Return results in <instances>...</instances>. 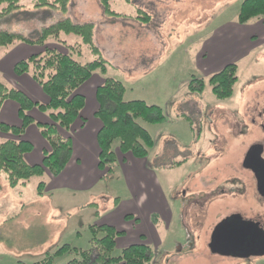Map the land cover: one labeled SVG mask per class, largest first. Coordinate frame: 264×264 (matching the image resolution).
<instances>
[{"label": "rangeland", "instance_id": "obj_1", "mask_svg": "<svg viewBox=\"0 0 264 264\" xmlns=\"http://www.w3.org/2000/svg\"><path fill=\"white\" fill-rule=\"evenodd\" d=\"M244 1L113 0L111 10L117 14L110 15L104 11L102 0H70L65 14L37 10L36 0H21L25 10L0 19V31L28 38H36L43 26L66 18L80 25L94 24L93 40L108 63V74L97 72L78 88L77 92L87 99L81 115L90 122L89 130L76 129L75 140L94 150L95 90L106 78L123 82L126 101H144L162 108L166 122L142 123L155 146L147 158L152 173L139 177L135 191L137 202L150 216L161 208L173 214L171 222L163 211L159 222L143 221L135 214L126 175L135 171L137 162H118L108 174L92 166L89 151L80 154L76 149L58 177L46 172L11 188L0 173V264H34L64 245L88 250L89 226L104 222L126 231L117 239L121 237L122 242H137L142 231L156 230L154 237L164 239L170 254L167 257L163 249L158 251L157 264L162 258V264H264V256L250 263L240 262L214 254L209 248L213 231L227 216L241 213L248 220L264 223V197L257 196L255 180L242 167L252 147L260 146L264 151V22L260 18L244 25L238 22ZM145 14L150 19L142 22ZM60 41L49 43L66 52L70 49L63 41L69 45L81 43L74 35H62ZM39 51L37 46L21 43L0 46V82L23 89L45 104L48 98L32 73L14 72L16 63ZM93 60L95 57L83 45L79 61ZM229 63L238 66V81L232 97L219 100L209 80ZM193 78L205 81L202 94L188 90ZM12 104L2 109L0 124L20 125ZM30 114L35 124L23 138L29 135L39 146L45 141L37 123L51 120L48 113L38 109ZM11 137L0 131V143ZM77 158L81 159L78 164ZM26 160L31 164L41 162L38 151L27 155ZM149 175H155L156 186ZM42 182L46 186L39 196ZM186 227L192 231L196 247L179 252V246L187 245ZM190 241L193 244L192 238ZM120 253L116 251L114 256ZM72 259L66 255L55 264Z\"/></svg>", "mask_w": 264, "mask_h": 264}, {"label": "trees", "instance_id": "obj_2", "mask_svg": "<svg viewBox=\"0 0 264 264\" xmlns=\"http://www.w3.org/2000/svg\"><path fill=\"white\" fill-rule=\"evenodd\" d=\"M113 0H102L107 14L114 15L111 10ZM128 2V0H126ZM70 0H36L35 8L50 9L65 14ZM25 10L21 0H0V19ZM255 18L264 22V0H245L238 13V22L247 24ZM147 22V14L141 18ZM94 24H77L70 18L44 26L36 38H28L20 33L0 31V46L9 47L15 44L37 46L40 51L27 60L16 63L14 72L18 75L32 73L33 80L41 87L48 98L42 104L35 101L23 90L10 87L0 82V113L4 106L13 102L18 105L20 125L0 124V131L13 137L0 143V173L5 175L11 188L23 186L32 178L42 177L46 172L53 177L60 176L73 157V140L70 135L78 120H82L81 112L86 107L85 96L77 92L78 88L88 82L95 73L108 74V63L93 40ZM62 35H74L81 43L69 45L66 52L58 45L50 44L51 40L60 43ZM54 43V42H53ZM86 45L95 60L89 63L79 61L82 46ZM64 47V48H65ZM65 48V49H66ZM238 81V66L235 63L226 65L209 80L212 92L219 100L232 97ZM206 83L203 79L193 78L188 90L202 94ZM126 87L115 78H106L96 90L98 109L95 117L101 128L97 134L99 147L98 167L102 172L111 174L118 163L114 150L118 143L123 155H131L136 159H147L155 146L151 133L142 123L162 124L166 117L162 108L148 105L144 101H126ZM34 109L48 113L51 122L37 123L41 129L47 148L43 151L41 163L31 164L26 156L33 153L35 145L24 137L35 118L30 114ZM84 122V120H83ZM105 178V177H104ZM45 183L39 184L38 195L44 194ZM90 248L79 250L64 245L53 254L48 253L44 259L34 264H55L56 259L72 256L66 264H153L155 253L146 244L132 245L123 249L119 256H114L117 239L122 233L111 225H91ZM19 264H25L20 262Z\"/></svg>", "mask_w": 264, "mask_h": 264}, {"label": "crops", "instance_id": "obj_3", "mask_svg": "<svg viewBox=\"0 0 264 264\" xmlns=\"http://www.w3.org/2000/svg\"><path fill=\"white\" fill-rule=\"evenodd\" d=\"M229 64H231V63H229ZM97 88H96V90H97ZM96 90H95V99H96ZM23 91L25 92V90H23ZM79 94L85 96L83 93H79ZM85 98H86V96H85ZM86 101H87V99H86ZM8 104H12V103L9 102V103L6 104V106ZM6 106H4V107L6 108ZM12 106L14 108V116L19 119V116H18V106L14 105V104H12ZM97 109H98V102H97V99H96V107L94 109V112L92 113V120L94 121V125H93L94 129H93L92 132L94 133V136H95V144H96L95 147H94V150L90 149L91 151H89L87 149V146H86L85 142L83 144L81 142H78V144H77V142L75 140V138L77 137V133H76L77 130L76 129H78L80 132H84V131L89 130V122H90L89 118L85 117L84 115H81L82 120H78L76 122V124L74 125V127L71 130L70 135H71L72 140H73V149H74L73 152L75 153V150L76 149L79 150V153L80 154L81 153H85V151H89L90 154L92 155V158H91L92 166L93 167L96 166L98 168V162H99L98 161L99 160V158H98V156H99V147H98V142H97V134H98V132H99V130L101 128V123L95 117V113H96ZM83 120H84V122H83ZM17 125H19V124L17 123ZM25 139L34 143V145H35L34 152L35 151L36 152L38 151L39 159L42 162V159H43V151H44L45 148H47L46 142H42L38 146V144L36 145V143L32 139L29 138V135ZM43 141H45V140H43ZM114 150H115V152H116V154L118 156V162H119V164L128 163L130 165V164H132L134 162H137V163H134L135 164V171L134 172L128 171V173L126 175V181L129 184V190H130V192L132 191V195L134 197L133 199H131V201H132V205L134 206L135 211H136L135 214H137L138 215V218L141 219V220H143V221L146 219L147 221L150 222V219H154L155 222H159V220L161 219L162 211L166 213L167 212V211H165L166 209L165 208H161V209H158V210H154V211H152V214L150 216L149 214H147L146 210H143L140 207V205H139V203L137 202V199H136V198L139 197V195L135 191V187H136L135 184L137 183V180L139 179V177L140 178L143 177V176L144 177H147V176H145L146 173L147 174H151L152 173V172H150V170H148V166H147L148 165V160L147 159H143L142 161H140L139 159H136V158H134L131 155H128V154L127 155H123L119 151L118 144H117L116 147H114ZM76 160H77V164L81 161L80 158H77ZM35 164H38V163H35ZM95 170H97V169H95ZM149 176L152 179V181H151L152 184L154 186H156L157 179L155 178V175L154 176L153 175H149ZM172 216H173L172 213L170 214V212H167L166 215H165L166 220H168L169 222H171L172 221ZM111 217H113V214L111 215ZM143 224L145 225L144 222H143ZM98 225H111L112 227L116 228V230L118 232L123 233V234L126 233V231L124 232L123 230H119L117 228V225L114 224V223H112V222H104V224H98ZM155 231L156 230H154L153 232L148 231V230L142 231V233L140 234V236H138L137 242H135L134 240H131V239L122 242L121 239H120L121 237H120L119 240L117 241L118 244L116 245V251H122L123 249H125V248H127L129 246H132V245L146 244V245H148L154 251L156 260H154V263L153 264H157V261H158L157 252L158 251H160L161 249H163V251H164L165 255H167V257L170 254L168 253L167 250H165L166 249V245L164 243V239L161 238L160 236H158L159 239L157 240L154 237V234L156 235ZM186 238H187V241H190V238H192V241L194 239V235L192 234V231L188 227H186ZM193 244L191 245V247L193 246V249H186L188 247V243H187L186 247L179 246L178 249H177V251H179L180 249H182L181 251H183L184 249L187 250V251H190V250L193 251L195 249V247H196V241H195V239L193 241ZM153 247L155 249H153ZM181 251H179V252H181ZM190 254L194 255V253H190ZM163 262H164V258H162L159 263L162 264Z\"/></svg>", "mask_w": 264, "mask_h": 264}, {"label": "flooded vegetation", "instance_id": "obj_4", "mask_svg": "<svg viewBox=\"0 0 264 264\" xmlns=\"http://www.w3.org/2000/svg\"><path fill=\"white\" fill-rule=\"evenodd\" d=\"M263 155L262 147L254 146L245 154L242 163L243 169L255 180V193L261 199L264 197ZM220 224H223L219 230L229 257L248 263L254 258L264 256V223L248 220L241 213H234L222 220L218 226Z\"/></svg>", "mask_w": 264, "mask_h": 264}, {"label": "water", "instance_id": "obj_5", "mask_svg": "<svg viewBox=\"0 0 264 264\" xmlns=\"http://www.w3.org/2000/svg\"><path fill=\"white\" fill-rule=\"evenodd\" d=\"M222 225L223 224H220L218 227L215 228V230L212 234V237H211L209 248L212 251V253H214V254L229 256V253L226 250L227 246L224 243L223 236L219 230Z\"/></svg>", "mask_w": 264, "mask_h": 264}, {"label": "built area", "instance_id": "obj_6", "mask_svg": "<svg viewBox=\"0 0 264 264\" xmlns=\"http://www.w3.org/2000/svg\"><path fill=\"white\" fill-rule=\"evenodd\" d=\"M187 243H188V247H191L192 242L191 241H188Z\"/></svg>", "mask_w": 264, "mask_h": 264}]
</instances>
